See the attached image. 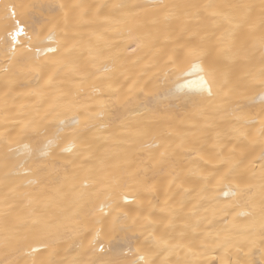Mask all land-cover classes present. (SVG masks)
<instances>
[{
	"label": "bare ground",
	"instance_id": "obj_1",
	"mask_svg": "<svg viewBox=\"0 0 264 264\" xmlns=\"http://www.w3.org/2000/svg\"><path fill=\"white\" fill-rule=\"evenodd\" d=\"M225 4L251 8L228 10L229 22L220 15ZM6 5L15 6L27 33L17 38L23 47L11 61L4 52L5 41H11L2 23ZM262 11L264 0H0V264H32L33 259L88 264L99 256L115 264H143L138 247L145 239L147 201L142 209L121 201L128 219L106 220L103 253L93 255L91 241L97 227L92 211L113 181L144 175L159 182L154 203L163 206L167 199L178 206V227L187 224L184 230L196 238L194 249L208 232L209 242L219 235L224 244L210 248L209 256L181 249L180 259L264 264L259 190H251L254 210L249 197L236 198L239 208L226 207L233 202L222 194L227 189L211 176L204 188L193 174L220 172L238 162L236 181L243 188L248 177L261 172ZM65 32L75 43L71 52L62 44L59 55L45 54L47 46H56L47 36L59 39ZM194 32L210 37L203 60L215 70L211 97L201 90L198 76L170 71L169 58L183 59V45ZM60 57L65 59L58 62ZM72 118L79 121L72 153L45 150L44 136L20 135L25 123L51 135L60 120ZM24 144L33 149L30 155ZM196 151L203 159H192ZM161 168L181 171L183 188L166 192ZM226 236L231 241L225 243ZM42 244L49 247L31 253ZM154 258L159 262L165 256ZM177 258L167 255L173 264Z\"/></svg>",
	"mask_w": 264,
	"mask_h": 264
},
{
	"label": "snow or ice",
	"instance_id": "obj_2",
	"mask_svg": "<svg viewBox=\"0 0 264 264\" xmlns=\"http://www.w3.org/2000/svg\"><path fill=\"white\" fill-rule=\"evenodd\" d=\"M21 7H24L21 5ZM63 7V6H61ZM224 11L220 13L223 15L225 20L231 22L232 9L244 8L250 11L251 6L248 5H233L225 4L221 6ZM5 14L2 18V23L4 31L7 36L11 38V41H5L6 48L4 49L5 55L9 60H14L17 56L18 49L22 48L19 40L20 36H26V25L17 19V13L15 11V6H5ZM9 9H11L9 11ZM260 23L264 26V11L261 12ZM11 25V26H9ZM29 40L32 39L31 36L28 37ZM47 39L51 41L56 46H47L44 49L45 54L52 53L54 55H59L61 51V45L66 52H71L72 47H75V43L72 42V38L68 36L67 32L64 33L59 39H57L54 33H50ZM210 42V37L207 34L201 35L200 33H192L185 45H183L185 52L183 59L177 57L176 59L169 58L171 60L170 71L174 74H178V77L190 78L192 76H198L201 85V90L206 92L209 97L213 95L212 84L215 79V70L211 66H206L203 60L204 53L207 44ZM71 43V46H69ZM137 46L139 43L137 42ZM260 46L264 49V36L260 38ZM31 51V47L28 48ZM135 51V48L133 49ZM65 57H60L58 62H62ZM51 83V80H49ZM264 83V81H262ZM264 101V95L260 97ZM56 105L54 104L53 107ZM61 127L57 128L51 135L47 131H41L38 125L31 123H25L20 129L21 137H27L33 135L35 137L44 136L45 143L43 148L49 150L53 147L61 148L62 151L67 153H72L77 147L78 135L76 133L75 126L79 124V121L75 118L70 120H60ZM261 135L264 136V121H261ZM243 135V133H240ZM71 137V139H67ZM26 152L30 155L33 151L28 144L23 145ZM217 147H222V144L218 140ZM11 151V149H9ZM162 157L164 154H161ZM217 155L221 156L223 159V153L218 152ZM192 159H203L199 151H196ZM261 172L258 176L253 175L248 177L243 185L236 181V169L238 168V162L233 163L231 167L227 170H221L216 173H209L204 175L202 172H194L193 174L199 175L203 181L204 188H207L210 184L209 176L216 180L217 186L223 185L224 189L222 194L225 197L231 196L233 202L226 205V207L239 208L241 207V201L236 199L237 197H249L248 203L251 205L253 210L255 209V204L252 203L251 197L253 195L252 189H258L260 192V205L259 214L261 221V239L264 240V148H262L260 156ZM158 163L164 164L165 161L161 160ZM155 167V165H153ZM147 171V170H145ZM162 175L167 176V187L165 191L167 192L172 187L183 188L184 177L181 171L173 170L171 172H165L163 168L160 170ZM65 179H68L65 176ZM87 181H85V187H87ZM159 182L155 178H149L147 175L140 177H132L130 179L124 180L123 178L115 179L111 185V191H109L100 202L98 208L93 209L92 215L94 217V223L97 227L94 228V234L92 236V248L91 251L93 255L97 253H103L105 251L104 242L102 239V230L106 220L109 217H113L114 220H126L128 219V213L123 211L120 207L121 201L124 204H136L138 208H143L144 202L147 201L149 206L148 214L143 218L147 221L144 225L141 235L145 237L144 242H142L138 251L143 249V253L140 255L139 259L143 261V264H173V262L167 259V255L175 254L177 255V260L175 264H196L194 259H180L179 250L183 249L187 254L199 253L203 256H209L211 253L209 249L215 250L216 247H222L224 244L221 242L219 235L214 237L210 242L208 240L209 236H212L211 232H208L204 239L199 241V248L194 249L192 247L195 242V236L189 237L188 233L184 230L187 228V224L183 223L182 227L181 221L179 220L178 206L170 204L166 199L163 206H159L154 203V199L157 198L159 192ZM249 191H244V189ZM180 208L183 207L181 203ZM159 212V216H155L154 213ZM114 213L119 215L113 216ZM229 213L225 212L224 215ZM238 215L251 216L252 212H240ZM33 224H39V220H33ZM157 225H163V230H158ZM193 232L196 230L193 229ZM146 233V235H145ZM173 233H176L175 235ZM231 236L225 237V243L231 241ZM49 245L42 244L40 247H33L31 253H36L43 249H47ZM31 253H26L30 255ZM262 258H264V244L261 246ZM167 254V255H165ZM165 256L163 260L159 262L154 257ZM11 264V262H10ZM32 264H37V261L33 259ZM48 264H55V261L50 260ZM88 264H115L114 261L106 260L103 256H99L96 259L88 261ZM136 264V262H134Z\"/></svg>",
	"mask_w": 264,
	"mask_h": 264
}]
</instances>
